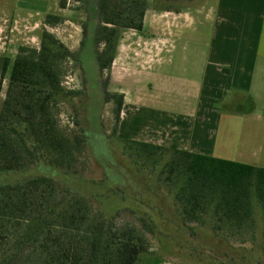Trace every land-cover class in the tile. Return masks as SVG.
I'll use <instances>...</instances> for the list:
<instances>
[{"label":"trees","instance_id":"1","mask_svg":"<svg viewBox=\"0 0 264 264\" xmlns=\"http://www.w3.org/2000/svg\"><path fill=\"white\" fill-rule=\"evenodd\" d=\"M72 1L87 16L80 23L83 38L78 51H70L43 29L38 49L19 47L14 59L0 57V175L25 171L37 163L74 172L86 135L78 120L79 130L68 134L53 113L57 105L79 95L62 87L59 63L80 61L81 55L88 54L101 71H108L119 31H142L147 0ZM67 2L59 0L58 7L66 9ZM62 21L58 15L45 19L50 26ZM97 44L103 46L99 54ZM107 101L114 104L115 132L123 95H108ZM122 143L132 162L155 166L168 157L161 173H167L164 180L171 182L183 220L202 224L209 219L208 228L215 236H234L255 228V215H259L264 250V168L137 141ZM140 221L147 232L153 231ZM148 252L147 239L139 229L117 226L113 217L94 211L86 198L71 194L51 178L0 183V264H137Z\"/></svg>","mask_w":264,"mask_h":264},{"label":"crops","instance_id":"2","mask_svg":"<svg viewBox=\"0 0 264 264\" xmlns=\"http://www.w3.org/2000/svg\"><path fill=\"white\" fill-rule=\"evenodd\" d=\"M70 35L56 36L72 51ZM109 76L120 141L264 168V0H147L142 31H119Z\"/></svg>","mask_w":264,"mask_h":264},{"label":"rangeland","instance_id":"3","mask_svg":"<svg viewBox=\"0 0 264 264\" xmlns=\"http://www.w3.org/2000/svg\"><path fill=\"white\" fill-rule=\"evenodd\" d=\"M58 1L0 0V57L14 59L19 47L38 49L39 32L43 29L55 36L71 34L66 45L75 48L73 52L78 51L83 38L80 23L87 16L79 8L80 4L68 0L66 14L75 20H71L72 25L63 21L54 26L46 24L47 15H56L54 5ZM179 1L168 2L174 5ZM32 35L37 38L33 40ZM102 49V44L95 45L96 54ZM81 59L59 63L62 87L79 95L70 103L53 108L61 129L73 135L79 130L75 125L78 120L86 135L85 149L78 157L74 172L37 163L25 171L1 174L0 183L12 184L34 176L51 178L71 194L86 198L94 211L102 212L106 218L113 217L117 226H135L145 235L149 249L137 264H264L263 222L259 215H255V228L241 235L223 233L218 237L208 228L209 219L199 224L181 218L171 182L164 180L167 173H161L168 157H163L155 166L128 158L122 141L112 131L114 104L107 101L108 95L116 93L117 86L109 70L101 71L92 55H81ZM6 85L7 78L1 99ZM141 219L152 227V232L144 229Z\"/></svg>","mask_w":264,"mask_h":264}]
</instances>
